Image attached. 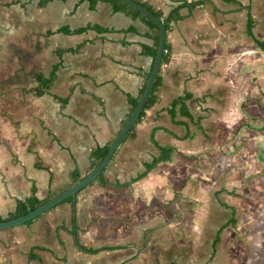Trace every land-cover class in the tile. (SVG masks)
<instances>
[{
  "label": "crops",
  "instance_id": "crops-1",
  "mask_svg": "<svg viewBox=\"0 0 264 264\" xmlns=\"http://www.w3.org/2000/svg\"><path fill=\"white\" fill-rule=\"evenodd\" d=\"M145 1L163 12L178 2ZM245 5L250 6L254 34L264 39V0H205L180 9L182 17L167 31L171 57L161 67L157 102L114 153L104 172L109 183L89 184L75 204L62 202L30 224L0 230V264L148 263L152 256L142 252L144 234L137 246L131 229H147L148 193L164 179L158 168L170 163L174 153L192 159L180 150L196 132L205 131L204 121L212 113L227 116L230 103L237 115L245 100L264 111V51L247 33ZM64 25L133 30L89 28L46 35ZM149 33L143 20L115 11L107 1L91 7L89 0L43 5L41 0H0V216L13 212L17 200L33 194L43 199L67 186L74 169H89L92 150L107 144L129 114L127 95L136 97L145 83L143 72L151 69L152 57L142 53V45L153 44ZM77 46L76 52L56 53L58 47ZM58 62L49 92L37 95L35 74L47 76ZM186 92L192 94L186 104L194 119L177 108L174 122L168 109ZM153 138L175 150L169 160L131 182L145 169L144 162L160 154ZM74 208L80 242L126 247L79 250L69 231H57L59 226L72 228ZM133 247L134 254L129 252ZM32 248L41 259H29Z\"/></svg>",
  "mask_w": 264,
  "mask_h": 264
},
{
  "label": "rangeland",
  "instance_id": "rangeland-1",
  "mask_svg": "<svg viewBox=\"0 0 264 264\" xmlns=\"http://www.w3.org/2000/svg\"><path fill=\"white\" fill-rule=\"evenodd\" d=\"M232 105L225 117L208 116L189 144L180 142L192 159L174 153L158 168L164 179L148 193L147 229H131L137 246L144 234L147 264H264V111L245 100L237 115ZM232 208L236 224L222 231L210 260L212 239Z\"/></svg>",
  "mask_w": 264,
  "mask_h": 264
},
{
  "label": "trees",
  "instance_id": "trees-1",
  "mask_svg": "<svg viewBox=\"0 0 264 264\" xmlns=\"http://www.w3.org/2000/svg\"><path fill=\"white\" fill-rule=\"evenodd\" d=\"M47 1H49V0H41V5L45 4ZM80 1H83V0H80ZM89 1L91 4V7H94L96 5V3L98 1H101V0H89ZM102 1H107V2L111 3L113 6V9L115 11H123V12L129 14L130 16H132L134 18H140L149 26V28H150L149 35L153 40V44L152 45L143 44L142 45V53L145 55L151 56L152 57V64H153V61H154V58L156 55L157 46H158V39H159V32H158V28H157L156 24L151 19H149L147 16H145L144 14L139 12L138 10L130 7L129 5L123 3L119 0H102ZM135 1L140 3L141 5L145 6L150 11H152L157 17H159L162 20L163 24L165 25L166 31L169 30L172 22H174V21H176L182 17L181 12H180L181 8L186 7V6L192 7V6H195L197 4L205 2V0L192 1V2H188L187 0H178V2L168 12H163L162 10L156 9L155 7H153L150 3H148L145 0H135ZM244 8L247 9V33L250 37L253 38V40L258 45V47H260L264 51V39L258 38L253 32L254 20H253L252 14H251L250 6L245 5ZM89 28H95L96 30H98L100 32H104V31H123V32H126V31H132L133 30V28L117 30L114 28H104V27H100V26H85V27H79V28L72 29L69 26L64 25V26L59 27L56 30L47 31L46 35H52V34L57 33V32H63V33H67V34H78V33H82L84 31H86ZM78 48H79V46L69 47V48L58 47V48H56V53L60 57L64 52H66V51L76 52L78 50ZM170 57H171L170 47H169L168 43L166 42L165 50H164L163 57H162L161 67L170 61ZM59 66H60V62L54 64L53 69L51 70V72L47 76L41 72H37L35 74V77H36L37 82H38V85L35 88V92L37 95H43V94L49 92V90L52 86V83L55 79L56 71H57ZM150 70L143 72V76L145 77V83H146V80L149 76ZM140 72H141V70H140ZM161 82H162V75H161V68H160L159 73L156 77L153 89H152V91L148 97V100L145 104L144 109L142 110L137 121L133 124V126L130 128V130L128 131V133L124 137L123 141L131 135L132 131L135 129V126L143 120L144 116L146 115V110L150 109L157 102V98H158L157 91H158L159 86L161 85ZM145 83L142 86V88L140 89L139 94L136 97L132 96L131 94L127 95V99H128L129 104H130V110H129V114L127 115L125 120L122 122L121 127L124 125L126 120L129 118V116L133 112L135 106L137 105V103H138V101H139V99L143 93ZM55 97L57 99L63 101V102H66L68 100L67 97H59V96H55ZM191 97H192V94L189 92H186L184 95L179 96L172 101L171 107L168 110H169L171 118L174 122L178 123V121L175 119L176 114H177V108H179L180 112L183 115H185L191 119H194L193 115L190 113V111L187 107V104H186V101ZM116 133L117 132H113V134H112V136H111V138L107 144H105L104 146H98L97 148L92 150V152H91V164L89 166V169L86 172H81L78 168L74 169L71 173V182L67 186L56 189L55 191H53L52 193H50L47 197H45L43 199H40L35 194H33L32 196H30L29 198H27L25 200H17L15 210L13 212H10L8 214V216H6V217L0 216V221L12 219V218L18 217L20 215L26 214L27 212L35 209L36 207H38L41 204H43L44 202H46L48 199L54 197L55 195H58L59 193L66 190L67 188L72 186L74 183H76L77 181L82 179L85 175H87L89 172H91L97 166V164L101 161V159L103 158V156L107 152L109 146L113 142ZM153 142H154L155 146L159 149L160 154L157 156H154L150 162H144L145 169L142 172H140L135 178H133L131 180V182L136 181L137 179L144 177L151 169H153L157 165V163H159L161 161L169 160L171 153L175 150V148L172 146L161 145L154 138H153ZM106 168H107V166H106ZM106 168L99 174L98 179L96 180L102 184H108L109 183L104 178V172H105ZM96 181H93L91 184L95 183ZM114 185L119 187V186H123L124 184L117 183ZM79 193L80 192H78V194ZM76 197L77 196L70 197V198L66 199L64 202L70 201V202H74V204H75ZM228 207H230V206H228ZM33 220L26 222V224H30L31 222H33ZM235 224H236L235 211L232 208V215L230 216V218L227 221H225L222 225L219 226V228L216 232V236L213 240V245H212L211 259L215 256V254L217 252V246L221 240L222 231L226 227H228L230 225H235ZM60 229H65V230L69 231L73 236V240H74L76 247L79 250L86 252V253H99V252L106 251V250H113V249H119V248L126 247L124 245H103V246H99V247H93V246L85 245L82 242H80V240L78 239V236H77L76 209L75 208L73 209V214H72V228L69 229L65 226H59L57 228V231H60ZM34 249L35 248H32L29 252V254H28L29 259H41L40 256H38L34 252Z\"/></svg>",
  "mask_w": 264,
  "mask_h": 264
},
{
  "label": "water",
  "instance_id": "water-1",
  "mask_svg": "<svg viewBox=\"0 0 264 264\" xmlns=\"http://www.w3.org/2000/svg\"><path fill=\"white\" fill-rule=\"evenodd\" d=\"M119 1L138 10L139 12L147 16L149 19H151L156 24L158 28V32H159V39H158L156 55H155L149 76L146 80L143 93L137 105L135 106L133 112L131 113L129 118L126 120L124 125L116 133L113 142L109 146L107 152L105 153L101 161L97 164V166L91 172H89L82 179L74 183L72 186H70L66 190L48 199L46 202L36 207L35 209L27 212L26 214L20 215L12 219L0 221V229H9L15 226H19L21 224H25L26 222L39 217L40 215L54 208L58 204L64 202L66 199L73 197V196H77L78 192H80L86 186L91 184L93 181H96L98 179L99 174L109 164L114 153L116 152V150L122 143L124 137L130 130V128L133 126V124L137 121L142 110L144 109L145 104L148 100V97L153 89L156 77L161 68L162 57H163V53L165 50V44L167 40V31H166L165 25L163 24L162 20L159 17H157L152 11L146 8L145 6L141 5L135 0H119Z\"/></svg>",
  "mask_w": 264,
  "mask_h": 264
}]
</instances>
